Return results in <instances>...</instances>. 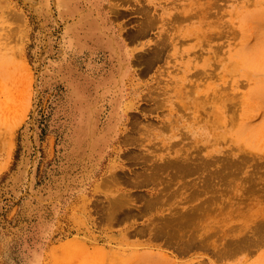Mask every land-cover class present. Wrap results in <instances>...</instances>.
<instances>
[{
	"label": "rangeland",
	"instance_id": "obj_1",
	"mask_svg": "<svg viewBox=\"0 0 264 264\" xmlns=\"http://www.w3.org/2000/svg\"><path fill=\"white\" fill-rule=\"evenodd\" d=\"M263 89L264 0H0V264H264Z\"/></svg>",
	"mask_w": 264,
	"mask_h": 264
},
{
	"label": "bare ground",
	"instance_id": "obj_2",
	"mask_svg": "<svg viewBox=\"0 0 264 264\" xmlns=\"http://www.w3.org/2000/svg\"><path fill=\"white\" fill-rule=\"evenodd\" d=\"M192 4V3H191ZM188 6H190V5H188ZM182 8V7H181ZM186 8H188L187 6H186ZM198 8V7H197ZM195 9V8H194ZM199 9V8H198ZM196 10V9H195ZM117 11H118V9H117ZM192 12V11H191ZM177 13V12H176ZM184 13V12H183ZM183 13H179L178 15H177V17H176V19H178V21L180 20V21H183V20H186V19H188V20H190V15L189 16H187V14H183ZM195 13H196V11H195ZM174 14V13H173ZM192 14V13H191ZM196 14H198V12L196 13ZM169 15V14H168ZM174 16H176V15H174ZM195 16V15H194ZM198 15H196L194 18H196ZM172 17V16H171ZM193 17V16H192ZM179 18H181V19H179ZM175 19V20H176ZM193 18H191V20H192ZM174 20V21H175ZM187 20V21H188ZM169 21V20H168ZM177 21V20H176ZM183 22H185V21H183ZM207 22V21H206ZM206 22H205V24H206ZM174 23V22H173ZM202 23V22H201ZM204 23V22H203ZM150 23H148V24H146V25H149ZM152 25V24H151ZM170 25V24H169ZM209 26H211V28L213 27L212 26V24L210 23V25ZM209 26H202V27H209ZM169 27V26H168ZM94 28V27H93ZM93 30V29H92ZM223 30H225V29H223ZM222 30V32H223V34H226V33H224V31ZM222 32H221V34H222ZM210 34V33H209ZM220 34V35H221ZM92 35V34H91ZM196 35V34H195ZM199 35V34H198ZM212 35V34H211ZM213 35H215V34H213ZM210 36V35H209ZM224 37H226V35L224 36ZM228 37V36H227ZM206 38H207V36H206ZM205 38V39H206ZM210 38L211 37H209V38H207V41H208V39L210 40ZM1 39H3V38H1ZM112 42V41H111ZM166 42V40L165 41H163V42H161L162 44L164 43V44H166L165 43ZM209 42L210 41H208V44H209ZM108 44V43H107ZM208 44H207V46H208ZM190 48H192V47H190ZM18 50V49H17ZM20 50V49H19ZM208 50V49H207ZM20 52V51H19ZM195 53V52H194ZM10 54V53H9ZM17 54V53H16ZM16 54H13V55H16ZM236 54V53H235ZM5 55V54H4ZM153 55V54H152ZM238 55V54H237ZM17 56V55H16ZM18 57V56H17ZM152 57V56H151ZM232 57H233V55H232ZM197 58V57H196ZM204 58V57H203ZM208 58V57H207ZM202 59V58H201ZM206 59V58H205ZM141 60H143V59H141ZM151 61V60H150ZM146 62V61H145ZM148 62V61H147ZM190 62V61H189ZM236 62V61H235ZM240 62V61H239ZM190 63H193V61L192 62H190ZM205 63V62H204ZM150 64V63H149ZM198 64V63H197ZM233 65H234V62L232 63ZM242 63H240V65H241ZM238 65H239V63H238ZM239 65V66H240ZM243 65H244V63H243ZM232 66V65H231ZM236 66V65H235ZM190 67V66H189ZM210 68V67H209ZM234 68V67H233ZM192 69V68H191ZM190 70V68L189 69H187V73H189V72H191V71H189ZM253 72V71H252ZM189 74H186V77L188 76ZM192 75L194 76V73H192ZM199 76V75H198ZM200 76H201V74H200ZM202 76H203V78L204 77H207V78H209L210 77V74L208 73V70L206 71H204V73L202 74ZM209 80H210V78H209ZM195 82H197V81H195ZM195 84V83H194ZM182 89H183V92H182V98L183 99H185L186 100V102H189L190 101V104L192 103V101H194L195 100V93H196V91L195 92H193L194 90L193 89H195V87H191L192 88V90H191V88H189V92H187V95H186V93L184 92L186 89H187V87H186V78H184V80L182 81ZM196 85V84H195ZM197 87V86H196ZM196 90V89H195ZM198 93V92H197ZM262 94H264V89H263V92H262ZM210 95V94H209ZM209 95H206V97H207V99L209 98ZM186 102H185V105H186ZM184 103V102H183ZM3 104V103H2ZM1 104V105H2ZM189 105V104H188ZM196 107V106H195ZM2 108V107H1ZM191 108V107H190ZM193 108V107H192ZM3 109V108H2ZM197 109V108H196ZM4 110V109H3ZM2 110V111H3ZM205 110V109H204ZM208 110V109H207ZM4 111H6V110H4ZM197 111V110H196ZM1 112V111H0ZM208 112H210L209 110H208ZM4 113V112H3ZM211 113V112H210ZM223 113H225V112H223ZM209 115V114H208ZM207 115V116H208ZM2 117H3V115H2ZM1 117V118H2ZM5 117V116H4ZM209 117H211V115H209ZM210 119V118H209ZM220 121V120H219ZM128 140V139H127ZM177 163H179L177 160H175V161H173V159L172 158H168V160L167 161H165L163 164H158V163H154L155 165L157 164L158 166H155V165H151L150 166V168H148V169H144V171H141L140 172V177H137V176H134L133 177V179L132 180H136V182H138V183H147V182H149V183H151V184H156L158 181H159V173H160V171L161 170H163L164 168H168V167H173V165H174V168H176V165L175 164H177ZM185 167H187V166H185ZM188 168H189V166H188ZM173 170V169H172ZM112 178L111 179H109V178H107V179H104L105 181H111V182H120V181H118V177H116V175L115 174H113L112 176H111ZM217 179V178H216ZM171 183V182H170ZM158 184V183H157ZM168 185H170L169 183H167ZM103 187V186H102ZM166 187H168V186H166ZM161 192H163V190L161 191ZM112 209V208H111ZM118 210V209H117ZM116 211V210H115Z\"/></svg>",
	"mask_w": 264,
	"mask_h": 264
}]
</instances>
